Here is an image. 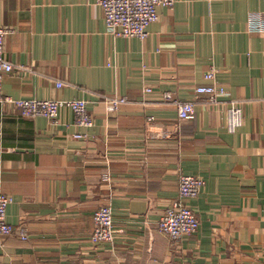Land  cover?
Instances as JSON below:
<instances>
[{"label": "crops", "instance_id": "crops-1", "mask_svg": "<svg viewBox=\"0 0 264 264\" xmlns=\"http://www.w3.org/2000/svg\"><path fill=\"white\" fill-rule=\"evenodd\" d=\"M98 1L0 0V27L15 31L2 93L84 100L94 120L78 127L63 108L52 123L0 104V193L14 228L0 264H264V27H250L264 22V0H175L144 40L107 33ZM212 83L225 91L215 105L196 94ZM168 92L195 103L193 120L178 119ZM101 96L129 102L109 113ZM230 101L242 113L234 133ZM184 175L204 181L186 202L199 227L174 246L157 225ZM105 206L115 237L94 244Z\"/></svg>", "mask_w": 264, "mask_h": 264}, {"label": "built area", "instance_id": "built-area-1", "mask_svg": "<svg viewBox=\"0 0 264 264\" xmlns=\"http://www.w3.org/2000/svg\"><path fill=\"white\" fill-rule=\"evenodd\" d=\"M175 0H99L98 5L104 16L107 33L114 37L136 38L144 40L148 36V27L159 19L158 8H171ZM263 16L254 17L251 29L260 30L264 27ZM13 28L0 27V104H12L24 118L44 117L55 123L59 112L63 108L69 109L75 118V124L82 128H91L93 117L88 112L87 102L84 100H15L2 93L4 75L13 71V66L4 56V41L13 34ZM205 79L213 81L214 72L209 71ZM57 87H62L57 83ZM145 92H150L146 89ZM198 96H206L208 104L219 103V98L225 94L224 89L217 83L196 88ZM105 109L109 112L117 111L129 100L119 96H101ZM163 100L173 104L177 109L178 119L190 121L195 118V103L184 102L175 98L172 93H164ZM152 121V117L148 118ZM242 125L241 108L237 102L230 101L226 111V129L234 133ZM80 138V135H76ZM105 180H109L105 178ZM204 185L201 178L181 176L179 192L166 213L158 221V231L167 236L172 245L177 246L186 237L194 235L199 227V221L194 212L186 204L198 196ZM13 202L12 198L0 193V242L11 235L14 228L6 220L7 208ZM94 230L91 241L94 244L111 243L115 237L112 211L109 206L101 207L93 214Z\"/></svg>", "mask_w": 264, "mask_h": 264}]
</instances>
